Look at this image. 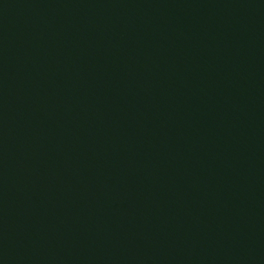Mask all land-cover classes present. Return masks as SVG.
I'll list each match as a JSON object with an SVG mask.
<instances>
[{
  "label": "water",
  "instance_id": "1",
  "mask_svg": "<svg viewBox=\"0 0 264 264\" xmlns=\"http://www.w3.org/2000/svg\"><path fill=\"white\" fill-rule=\"evenodd\" d=\"M0 264H264V0H0Z\"/></svg>",
  "mask_w": 264,
  "mask_h": 264
}]
</instances>
